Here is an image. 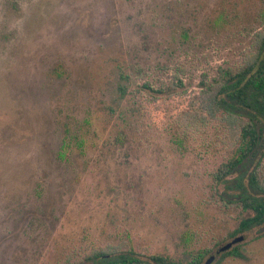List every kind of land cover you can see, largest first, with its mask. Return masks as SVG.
Wrapping results in <instances>:
<instances>
[{
    "label": "rangeland",
    "instance_id": "374dc122",
    "mask_svg": "<svg viewBox=\"0 0 264 264\" xmlns=\"http://www.w3.org/2000/svg\"><path fill=\"white\" fill-rule=\"evenodd\" d=\"M262 31L264 0H0V264H204L237 237L212 264H264V225L230 237L246 214L212 180L225 124L178 118Z\"/></svg>",
    "mask_w": 264,
    "mask_h": 264
},
{
    "label": "trees",
    "instance_id": "16d2710c",
    "mask_svg": "<svg viewBox=\"0 0 264 264\" xmlns=\"http://www.w3.org/2000/svg\"><path fill=\"white\" fill-rule=\"evenodd\" d=\"M201 90L189 107L178 118L180 126L189 132L197 131L210 122H222L229 134V148L235 149L232 158L219 164L212 173L213 182L224 184L227 191L236 194L219 195L221 204L246 214L241 218L230 237L264 225V181L261 179V161L264 146V31L257 32L251 51L236 68L216 70V76L207 81L201 76ZM182 86L181 79L173 75L169 82ZM141 87L161 94V88L151 89L147 83ZM173 87V88H175ZM119 98L127 94V88L119 85ZM63 146V145H62ZM254 164L252 170L250 166ZM237 174L234 179H228ZM237 247L222 255L240 257ZM205 252L198 251L184 264H201ZM86 259L90 264H181L168 257L151 256L146 262L136 256L116 254L108 249L94 250Z\"/></svg>",
    "mask_w": 264,
    "mask_h": 264
},
{
    "label": "water",
    "instance_id": "95a60500",
    "mask_svg": "<svg viewBox=\"0 0 264 264\" xmlns=\"http://www.w3.org/2000/svg\"><path fill=\"white\" fill-rule=\"evenodd\" d=\"M242 240H243V237H237L236 239H234L233 243H239V242H241ZM233 243L229 242V243L225 244L224 246L220 247V248L216 251V253H215L214 255H211V256H209V257L206 259V261L204 262V264H212V263L214 262L215 258H216L219 254L229 251V250L231 249Z\"/></svg>",
    "mask_w": 264,
    "mask_h": 264
}]
</instances>
